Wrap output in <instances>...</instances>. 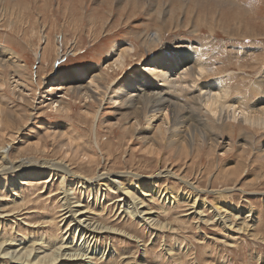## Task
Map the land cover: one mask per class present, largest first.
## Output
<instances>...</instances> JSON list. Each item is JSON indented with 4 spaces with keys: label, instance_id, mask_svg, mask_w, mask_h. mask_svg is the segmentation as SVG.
I'll return each mask as SVG.
<instances>
[{
    "label": "rangeland",
    "instance_id": "374dc122",
    "mask_svg": "<svg viewBox=\"0 0 264 264\" xmlns=\"http://www.w3.org/2000/svg\"><path fill=\"white\" fill-rule=\"evenodd\" d=\"M30 1L0 0V46L15 52L21 62V67L24 66L23 68H13L10 65L4 66L3 62H0V74L3 73L6 80H9L6 86L0 89V104H6L7 108L11 109L6 113L0 111V122L2 120L0 140L3 143L8 137L7 141H9L8 133L12 132L14 130L12 126L15 127L18 123L16 127L20 131L13 143L14 154L21 150L24 153L26 147H32L34 150L37 148L40 151L43 146L46 148V156L50 159L54 149H58V146H61L68 137H83L85 140L91 138V142H93L91 145L97 151L96 158L102 164L94 167L93 173L101 174L108 169L115 173L128 171L133 175L146 177L149 182L151 181L148 180L149 177L154 178L153 181L156 184L159 183L161 187L176 186L181 189L186 187L180 184L178 179L169 182V179L166 180L162 176L157 177L158 173L166 167L165 158L159 161L153 159L146 155L145 151H142L141 148L144 149L145 145H142L140 141L130 142L128 140L129 136L124 134L123 127L131 119V115L128 116L125 113L120 103V105L115 104L107 101L106 98L101 105L99 101L86 99L81 94H75L73 90L64 95V90L58 89L56 86L51 87L50 80L56 79L59 73L72 72L95 65L101 71L105 70V74L111 75L108 81L98 79L96 81L100 86L99 93H104L103 87L111 84L112 80L122 77L119 71L117 73L111 70L106 71L109 52L114 45L120 42L135 48L132 53L133 58L129 59L126 69H131V66L135 68L140 63L152 59L157 48L160 49V46L165 45L166 42L174 46V50L180 46L181 48L198 49L202 46L206 60L208 59V62L211 61L210 63L214 64L215 73L218 71L217 74L206 75L203 77V81L208 82L210 78H213L212 81L229 82L227 85L230 86L232 97L240 96L249 104L259 97H264V0H140L146 3L144 6L135 4L136 0H125L124 2L115 0L108 1L109 4L104 3L106 11L109 13L106 16L101 5L107 0H84V8L79 7L78 1H74L73 9L71 6L67 7L62 4L59 0H48L49 3L51 2L48 5H44L43 0H32V4ZM19 3H21L19 7L24 8H17ZM168 6L174 7L172 14L174 19H179V25L193 18V27L168 30V33L162 35L164 36L163 42L157 47L146 46L140 41V35L148 34L149 41L155 39V29L159 28V17L162 23L170 20L171 14L167 12ZM104 17H107L105 18L106 25L102 29ZM195 30L196 32H194ZM180 42L185 43L180 44ZM42 54L46 55V59L41 57ZM118 73L121 76H118ZM229 79L231 80L228 81ZM14 81H19L22 84L21 89H19L20 87L15 88ZM52 88L56 89L52 90ZM60 96L66 102L64 108L58 107V104L49 105L52 103V97ZM45 100L46 102L42 103ZM181 102L184 100L181 99ZM186 102L189 101L185 99ZM67 106L69 111L65 109ZM95 113L98 116L94 119ZM11 118H15V122ZM142 127H146V125L143 124ZM17 129L14 131L16 132ZM219 133L221 134L220 142H224L216 155L208 156V159L205 158V160L202 159L200 165H194L191 162L188 166L185 165V161L191 159V156L186 159L182 158L178 163L173 161L172 164L176 166L174 171L178 176H185L189 181L192 180L195 186L201 190L221 191L223 198L209 192L203 193L201 196V200H206L211 208L216 209L213 206L215 198H220V203L227 200L236 205L233 206L236 210L245 212L243 217L248 214V211H254L257 220L249 234L238 233L232 228L229 233L235 235H228V232L224 230V224H227L224 221L221 222L219 216H216L208 208L205 212L206 218H208L207 222L195 218L196 213H191L194 209L189 210V207L184 206V203H178L179 207L170 209V212L166 209L169 212L167 213L161 209L164 205L158 199L155 201V205H152L154 210L160 214L157 219L161 218L160 220L165 223L177 219V222L175 229L171 231L158 230L159 233L158 231L152 233V230L143 225V222L138 223L133 217H126L125 214H122V209L119 208L122 206H119L117 202L120 199L118 195L113 194L105 201L104 197L99 198L95 193L90 194L89 191L84 193L85 190H83L82 194L79 192L73 196L74 201L81 202V206L92 205L96 202L102 205L104 202L106 205L103 213L99 212L98 207L101 206L93 204V209L98 212L93 215H104L102 220L105 223L113 224L132 234V236H126L127 238L113 235L112 245L114 248H118V252L127 253L124 255L125 257L134 256L135 262L131 261V258L123 261L122 256L119 258L116 256L117 258L111 259L110 262L100 260L98 264H139L143 261L141 258L144 255L148 264H264V164L261 165L262 161L254 157L249 159V153L248 155L242 154L240 146L243 142L240 140V132L221 128ZM96 138L99 140L98 143L110 142L113 157L107 156L105 151L100 152L94 144ZM227 142L234 145V149L230 153H225L226 148L224 147ZM255 142L259 144L264 142V132L260 133ZM126 143L128 147H126ZM25 153V155L23 154L24 158L33 156V153ZM37 156L41 157L40 154H37L36 158ZM77 163L78 165L71 169H78L79 164H87L85 161ZM227 163L240 165L241 170H245L246 176L243 179L240 177L236 182L232 180L233 178L226 177L225 169L231 166H226ZM166 169V171H172L170 168ZM87 173L90 174L88 171ZM57 182H53L56 185L54 184L55 187L52 190H56L59 186ZM39 188L32 192L33 195L31 193L32 199L27 206L29 208L23 211V215L17 219L19 221L24 218L27 221L24 225H27L26 229L29 232L18 228L20 233H17L14 225V229L10 230V233L13 234L10 237V241L13 239L12 244H15L14 239L18 237L21 239V235L31 239L39 230H42L40 233L44 234L43 238L46 236L48 239L50 235L55 237L58 234L61 238L65 233L62 229L65 220L60 223L59 230L58 228L49 230L51 226H56L47 225V215L58 217V212L61 209L53 210L52 202L48 198L52 197L48 191L43 193L45 197L41 194L42 199H38L36 193L43 190V187ZM226 188H230L232 192H223ZM55 196L59 200V195ZM27 200L30 201L29 198H26ZM107 208L109 209L107 210ZM38 212H41L42 218L31 217ZM27 214L31 216L28 217ZM186 214L190 215L187 217ZM243 217L242 214L238 216L239 222L243 221ZM34 226L36 227L34 228ZM1 232L2 226L0 225V237L3 235ZM94 241L95 238L92 242ZM96 243L94 247H97ZM107 243H110V238L99 239V246L96 250L106 248V246L108 249ZM186 250L188 251L185 254ZM165 251H173L171 260L168 257L170 254ZM92 264H96V261Z\"/></svg>",
    "mask_w": 264,
    "mask_h": 264
},
{
    "label": "bare ground",
    "instance_id": "6f19581e",
    "mask_svg": "<svg viewBox=\"0 0 264 264\" xmlns=\"http://www.w3.org/2000/svg\"><path fill=\"white\" fill-rule=\"evenodd\" d=\"M59 1L67 5V7L71 6V8L72 3L78 1L79 7H85L84 0ZM108 1L115 0L102 2L103 5L101 6L104 8L105 16L109 14L104 4L105 2L109 4ZM120 1L124 2L125 0ZM30 3H33L32 0ZM50 3L48 0H43L44 5ZM20 4L21 3L18 4L17 8H24H20ZM135 4L139 6L146 5L145 2H141L140 0H136ZM173 8V6H168L167 8V12H170L171 16L170 20L166 23H162L159 17V28L155 29V39L149 41L148 34L140 35V37L138 36L143 44H146V46L149 45L150 47H157V45L161 44L164 40V36L162 35L168 33V30L193 27V18L179 25V19L176 20L173 17ZM159 13L160 11L158 10V14ZM105 18L107 17L102 19V29L104 25H106ZM233 28L235 29V26ZM91 31L92 30H90V32ZM194 32H196V30ZM183 43L185 42H180V44ZM174 48V46L166 42L165 45L160 46V49L157 48L158 50L155 51L156 53L153 55L152 59L149 58V61L145 59L146 62L140 63L137 67L132 68L131 66V69H126L129 65V59L133 58L132 53L135 51V48L123 42L114 45L108 55V63L106 64L108 68H106V71L111 70L114 73L119 71L122 77L112 80L113 82L111 84L103 87L104 93H99L100 86L96 81L97 79L108 81L111 75L105 74V70L103 72L95 65L76 69L72 72H61L56 79L50 78V84L51 87L56 86V88L64 90V95L73 90L75 94H81L86 99L99 101L101 105H103V101L106 98L107 101L109 100L115 104L120 103L125 113H127L128 116L131 115V119H129L126 126L123 127L124 134L129 136L128 140L130 142L133 140L140 141L142 145H145L144 149L143 147L141 148L142 151H145L146 155L153 159L159 161L165 158L166 167H164L163 171L158 173L157 177L162 176L166 180L169 179V182L170 180L178 179L180 184L186 187L183 189L177 188L176 186H169V188L161 187L159 183L156 184L153 181L154 178L149 177L148 180H151L149 182L146 177L133 175L128 171L115 173L108 169L101 174L93 173V168L102 164L96 158L97 151H95L94 147L91 145L93 143L91 142V138L87 140L83 137L75 136L68 137L67 139L65 138L66 141L51 153L52 157H50V159L46 156V148H43V146L40 151H38L37 148L34 150L32 147H26L25 152H27V154L33 153V156L24 158L23 154L25 152L22 153L21 150L14 154L13 150L15 149H12L13 143H15L17 139L16 135L18 136L20 131L17 129L18 127H16L18 125L17 123L15 125L17 131L15 132L14 130L16 129L12 126L14 130L8 133L9 141H7L8 137H5L6 140L3 143L0 140V225L2 226L1 233H3L0 237V264H92L94 261L98 264L100 260H108L107 262H110L111 259L119 258V256L123 257V261L129 260L127 258H131V261L135 262L134 256L125 257L124 255H127V253L118 252V248L116 249L112 245L113 235L118 237L132 236V234H130L131 232L129 233L113 224L105 223V221L102 220L104 215H93L98 213L93 209V204L101 206L98 207L99 212L101 211L100 213H103L106 205L104 202L102 205L97 202L92 205L86 203L87 206L82 205L85 207L84 208L81 206V202L77 200L79 197L76 198L77 201H74L73 196H76L79 192L82 194L81 191L83 190H85L84 193L89 191L90 194L95 193L99 198L104 197L105 201L108 200V197H112L113 194L118 195L120 199H118L117 202L119 206H122L119 207L120 210L122 209V214H125L126 217H133L138 223L143 222V225L151 229L152 233L158 230L171 231L175 229V223L177 222V219L176 221L174 220L166 223L161 221V218L157 219L160 214L154 210L153 206L158 199L164 205L161 209L165 211L166 209H168V211L174 209L176 206L179 207L178 203H184V206H188L189 210L194 209L191 213H196L194 217L203 222H207L208 219L205 213L207 208L211 209L216 216H219L221 222L224 221L229 225L227 226L224 224V230L228 232V235L234 234L229 233V230L232 228L238 233L242 232L249 234L257 220L254 211H248V214L243 217L245 212L236 210L233 207L236 205L233 203L227 200H224L222 203L219 202V199L224 197L221 191H210L209 189L201 190L195 186L192 180L189 181L185 176H178L174 171L176 166H174L172 162L175 161L178 163L182 158L186 159L191 156V159L185 161V165L188 166L189 162L194 165H200L199 163H202V159L205 160V158L208 159V156L216 155L223 144L222 142H224H220L221 134L219 131L221 128H225L227 130L240 132V140L243 142L240 146L242 154L248 155L249 153V159L254 157L259 161L261 160V165H263L264 142L259 144L255 142V139L258 138L260 133L264 132V97H259L252 104H249L248 101L240 96L232 97L230 86L227 85L229 82L221 80L212 81L213 78H210L208 82H205L206 80L203 81V77L206 75L210 76L213 73L217 74L218 71L215 73L214 64L210 63L211 61L208 62V59L206 60V55L202 46L199 49L189 47L181 48V46L176 50H174ZM56 52L58 55L57 49ZM45 54L41 56L44 59H46ZM47 58L49 57L47 56ZM0 62H3L4 66L10 65L13 68L24 67H21V62L15 52L1 46ZM2 74H0V89L4 88L7 82H9ZM121 74L119 75L118 73L117 75L121 76ZM230 80L231 79L228 81ZM14 83L16 84L15 88L20 87L19 89H21L22 84L19 81H14ZM56 88H52V90ZM52 99V103H49L50 106L58 104V107L64 108L66 102L61 96L56 98L52 97ZM181 99L184 100V102H181ZM185 99L189 101L188 103L186 102L187 104L185 103ZM43 102H46V100L42 101V103ZM31 104L32 103H30V105ZM65 109L66 111L70 110L68 106L65 107ZM0 111L6 113L10 112L11 109L7 108L6 104H0ZM213 113H215V115H213ZM97 116L98 115L95 113L93 118L95 119ZM25 118L27 119L26 116ZM14 119L11 118V120ZM22 119H24V117ZM8 120H10L9 117ZM13 122H15V120ZM13 122L12 124H14ZM143 124L146 125V127H142ZM2 132L4 131L2 130ZM43 138L46 140L45 137ZM94 141L95 146L98 147L100 152L105 151L107 156H112V146H110V142L98 143L99 140H97V138ZM126 147H128L127 143ZM224 148H226L225 153H230L234 149V145L227 142ZM37 154L41 156H37L39 159L36 158ZM83 161H85V163L87 162L88 165L79 164V167H77L78 169H71L75 165H78L77 162ZM227 165H231V163H227L226 166ZM166 168H170L172 171H166ZM87 171L90 172V174H88ZM244 172L245 170H241L240 165L237 166L233 163L229 168L225 169V176L233 178L232 180L236 182L240 177L243 179L246 176ZM55 181H58L57 183L59 186H57L56 190H52L56 185L55 183V185L53 184ZM39 187H43V190L37 192L36 194L38 195L36 197L42 199L41 194L43 196V193L48 191L52 197L48 198L50 202H52L51 205L54 207L53 210L61 209V211L58 212V217H50L49 214L47 215V225L52 224L56 226H51L49 230H56V228L59 230L60 223L65 220L63 224L64 227H62L65 233L61 238H59L60 234H58L59 236L56 235L55 237L50 235L48 239L46 236L43 238L44 234H41L40 232L42 230H39L31 239L30 237L27 238L21 235V239H18L19 237L14 239L15 244H12L13 239L10 241V237L11 235L13 236V234L10 233V230L14 229V225L17 233H20V231L17 230L18 228L29 232L26 229L27 225H24L27 221L24 220V218L19 221H17V219L23 215V211L29 208L27 206H29L32 199L30 195ZM183 191L186 192L183 193ZM240 191L245 192L243 190ZM206 192L216 194L220 197L215 198L213 206H215L216 209L211 208L206 200H201V196ZM223 192L232 191L230 188H226ZM55 195H59V200ZM25 196L29 198L30 201H26ZM108 209L109 208H107V210ZM168 211L166 212L169 213L170 211ZM41 212L32 216L30 214L33 213L27 215L28 217L37 216L42 218ZM104 214L106 215V213ZM240 214H242L243 221L239 222L237 218ZM189 215L190 214H186L187 217ZM35 227L36 226H34V228ZM253 237L255 238L256 236ZM94 238L95 241L92 242ZM106 238H110V243L106 244L109 245V248L107 249L106 246V248L96 250L99 246L98 240ZM95 242H97V247H94ZM187 251L188 250L184 251L185 254ZM143 252L145 254V251ZM165 252L170 254L168 256L170 259L173 251ZM141 259L143 261L139 264H148L146 263L147 260H145V255Z\"/></svg>",
    "mask_w": 264,
    "mask_h": 264
},
{
    "label": "snow or ice",
    "instance_id": "6c2138e0",
    "mask_svg": "<svg viewBox=\"0 0 264 264\" xmlns=\"http://www.w3.org/2000/svg\"><path fill=\"white\" fill-rule=\"evenodd\" d=\"M213 115H215V113H213Z\"/></svg>",
    "mask_w": 264,
    "mask_h": 264
}]
</instances>
